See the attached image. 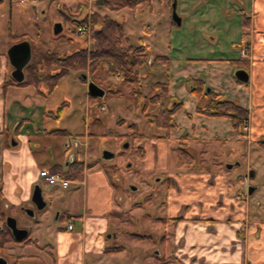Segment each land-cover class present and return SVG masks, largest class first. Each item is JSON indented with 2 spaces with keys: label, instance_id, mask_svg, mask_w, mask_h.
<instances>
[{
  "label": "rangeland",
  "instance_id": "1",
  "mask_svg": "<svg viewBox=\"0 0 264 264\" xmlns=\"http://www.w3.org/2000/svg\"><path fill=\"white\" fill-rule=\"evenodd\" d=\"M247 1L177 0L174 9V0H144L137 9L125 8L118 11L104 7L97 0H0V58L2 55L8 57V48L24 39L31 42L34 52L51 50L68 54L82 47H90L92 22L91 16H88L94 11L106 13L123 23L128 37L124 45L138 43L142 39L140 37L145 38L151 44V58L162 54L171 59H197L227 52L241 58L240 42H234V39L227 43L225 40L237 26L239 16L242 18L247 14ZM187 12H195L196 19L190 20ZM174 14L181 17V24L176 22ZM64 15L77 19L87 17L84 24H89L88 33H77L80 26L76 27ZM59 22L63 28L56 33L55 27ZM148 26L151 33L146 35L143 31ZM12 71L9 62L10 76ZM140 71L142 78L135 83L125 82L120 73H108L107 67L103 65L95 74L86 72L87 78H84V73L73 70L50 93L44 84L40 88L43 92L38 91V87L34 85L10 88L6 94L9 127H18L19 131L29 135L40 168L50 169L58 163L64 168L72 160L70 156L74 153V157L83 161L86 167L107 171L117 189L118 202L125 205V216L118 227L124 237V244L128 246L129 255L138 254L145 264L160 261L161 258L156 253L157 250L163 252L160 238L164 235L166 237L173 228L172 224L158 220V217H166L170 213L166 204L173 179L170 177L171 172L202 173L210 166L217 167L219 171L228 173L230 196L229 200L226 199L230 202L227 204L233 206L237 201L247 212L242 237L245 233L251 237L248 247L250 255L248 257L247 251L245 255L241 252L237 245L240 238L238 234L237 237L232 236L237 253L235 264H264V145L248 137L234 142L235 144L231 140L210 144L212 151H209L207 145L190 143L187 132L181 130L178 139L169 141L168 169L152 168L154 163L146 158L148 146H158L156 139H170L172 128L169 138L161 137L165 130L150 122L141 106L137 107L132 92L138 87L144 96L152 94L151 83L165 80L168 68L163 61L158 60L154 64L144 65ZM173 73L174 69H170V74ZM91 80L106 89L105 96L93 97L89 94L88 84ZM190 87L191 84L188 83L189 91ZM157 93L162 91L159 89ZM201 100L204 101L205 98ZM175 101L180 100L163 93L162 103L172 105ZM60 106L61 110L58 111ZM24 110L29 111V120H25L26 123L21 126V112ZM158 112L159 104L150 105L147 110L151 114ZM119 120H124V123H119ZM131 122L139 123L144 137L131 136ZM247 124L243 128L246 134ZM58 129H69L72 133H58ZM16 136L14 133L10 136V146H16L13 145V141L17 140ZM69 140L73 143L79 141L76 149L75 145L72 149H67ZM3 144L4 136L0 134V178L4 168L1 158ZM107 152L113 155L106 157ZM251 170L255 172L254 175H250ZM5 172L4 178L7 174ZM198 184L195 188L200 192L201 183ZM72 185L74 187L65 189L42 184L45 199L52 202L44 210L38 209L30 200L34 187L27 191L20 182V197L26 194L29 201L17 206L11 200H4L2 205L0 202L6 218L15 217L19 227L29 230L30 240L9 242L0 253L8 259L9 264H42L41 257H46L49 244L52 243L53 226L66 222L56 218V210L62 207H71L72 210L73 206L72 212L77 213L82 206L81 190L84 186L75 181ZM250 186L256 187L252 194L248 193ZM221 201H214V205L211 202L214 211L224 209ZM201 204L205 206L206 202L202 200ZM23 208L34 209V214L31 215ZM132 233H139L142 237L135 238ZM32 239L34 242L31 243ZM12 254L14 257H11ZM18 255L24 257L20 258Z\"/></svg>",
  "mask_w": 264,
  "mask_h": 264
},
{
  "label": "crops",
  "instance_id": "2",
  "mask_svg": "<svg viewBox=\"0 0 264 264\" xmlns=\"http://www.w3.org/2000/svg\"><path fill=\"white\" fill-rule=\"evenodd\" d=\"M245 5L247 14L242 18L239 16L237 26L234 31H230L225 42L238 40L241 45V54L242 48L248 46L247 55L242 54L241 57L246 60L247 65L232 63L231 59L239 58L231 52L197 59L173 58L165 64L168 68L167 73L170 74V69H174L175 72L170 74V94L178 98L182 106L174 114L178 125L172 128L171 138L156 139L158 146H154L155 144L148 146L146 158L152 164L154 163L152 168L168 169L169 141L178 139L182 133L181 130L187 132V139L190 143L207 145L208 148L210 144L230 142L229 140L235 144L234 142L248 137L260 144L264 142V0H248ZM187 16L194 21L197 14L187 12ZM143 33L150 34V27H146ZM216 37L219 36L216 35ZM144 41L149 46L151 45L148 41ZM150 51L152 52L151 46ZM9 62L8 57L2 55L0 58V134L2 135L3 130L10 128V136L13 133L17 135V144L14 147L3 144L2 147L4 151L1 158L4 168L0 178V202L2 205L4 200H11L16 202L17 206L29 201V198L26 199V194L20 197L19 182L26 187L27 191H30L37 183L46 184L41 182L39 177V171L43 168H40L34 155L29 135L19 131L17 127H9L7 122L6 94L10 88L26 87L15 84L4 87V81L10 76ZM238 68H245L249 71L250 80L248 82H243L235 76L234 72ZM188 77L201 79L216 92L248 107L250 109L248 134L234 131L232 121L227 117L198 113L196 109L200 101L189 91ZM41 87L40 85L37 90L43 92ZM28 112L25 110L21 112L23 120L20 123L21 126L26 123L25 120H29ZM189 114L192 118L188 116ZM17 117L20 118V115ZM67 130L69 131L67 135L72 133L69 129ZM78 144L79 141H75V146ZM75 146L76 149L77 146ZM209 151L212 150L209 148ZM214 151H217L216 148ZM74 156L72 153L70 156L72 160L67 162L64 170H67L69 164L77 159ZM58 165L62 164L58 163ZM4 171L7 173L6 178H4ZM227 174L219 171L215 166H210L202 173L171 172L170 177L173 179L168 195L169 200L166 204L170 213L166 217L158 218H166V224H172L173 228L166 235L165 240L163 236L160 238L163 252L156 251L159 254L157 257L161 258L160 261L164 257L167 264H235L236 246L233 245L231 237H237V234L240 237L237 245L244 255L247 251L249 257L248 247L251 237L247 233L242 237L247 212L237 201L233 206L227 204L230 202L228 201L230 188H228ZM73 181L84 186L81 190L82 206L78 208L77 213L72 212L73 206L72 210L71 207L59 209L62 217L56 216V218L66 222L63 225L53 226L52 243L49 244L46 257H41V263L145 264L138 254L129 255L128 246L124 244V237L118 227L125 216V205L123 202H118L117 189L112 184L107 171L90 169L85 165L84 177ZM198 183H201L200 192L195 188L199 186ZM72 187L74 185L67 188ZM74 192L77 191L74 190ZM202 200L206 202L205 206L201 204ZM212 201L213 205L214 201L217 203L221 201L224 209L219 212L214 211ZM1 211L5 213L2 208H0ZM181 212H183L182 215L179 214ZM179 216L180 220L173 223L171 219ZM70 224H73L72 228H69ZM238 227L240 228L237 229ZM132 234L135 238L142 237L139 233ZM32 242H34L33 239ZM160 261L155 263L159 264Z\"/></svg>",
  "mask_w": 264,
  "mask_h": 264
},
{
  "label": "trees",
  "instance_id": "3",
  "mask_svg": "<svg viewBox=\"0 0 264 264\" xmlns=\"http://www.w3.org/2000/svg\"><path fill=\"white\" fill-rule=\"evenodd\" d=\"M144 0H103L102 5L110 10H122L125 8L137 9ZM92 22V43L90 47H82L71 53H63L60 51H33V58L25 69V79L16 81L14 77L9 76L4 81V87L10 84L29 86L34 85L39 88L41 84L47 86L48 92H52L59 81L69 75L73 70L90 74H95L103 65L107 67L108 73H120L122 80L127 83H135L140 81L142 74L140 68L144 65L154 64L160 60L164 64H168L171 58L168 55L157 54L151 58L150 46L143 42L124 45V41L128 39L122 22L112 18L106 13L94 11L91 15ZM76 27L82 25L87 20L85 18H70ZM246 24H248L246 22ZM232 63H244V59H231ZM248 67V66H247ZM169 72L163 81L152 82V94L143 95L141 88L132 92L137 107L141 106L142 112L156 125L158 128L165 130V134L161 137L169 138L170 130L177 126L174 114L182 106L181 101H175L172 105L162 103L163 93L170 96V78ZM188 83L191 84L190 91L199 99L197 112L207 116H223L232 121L233 128L240 134H244V126L249 121L250 109L243 106L237 100H231L223 94L216 92L211 86L207 85L203 80L188 77ZM210 88V90H208ZM162 93H157V90ZM112 89H110L111 91ZM118 90V89H116ZM114 90V92H116ZM205 98L204 101L201 99ZM159 104V112L157 114L147 113L150 105ZM61 110V106L58 111ZM190 117L192 115L190 114ZM123 124L124 120H119ZM129 128L133 130L131 136L138 138L144 137V133L140 130L137 122H131ZM18 129V127H17ZM60 133H68L67 129L56 130ZM17 132V130H16ZM6 146H10V131L5 129L2 131ZM264 145V142L261 143ZM143 154V151H142ZM85 164L83 161L75 159L69 164L67 170L62 165H55L51 170L54 172H62L64 176L70 180H81L84 177ZM181 217L172 218V222L176 223ZM158 220L167 221L166 218H158ZM29 237V236H28ZM28 237L25 239H28ZM165 240V235L162 237ZM16 240L11 229L6 224V216L4 212H0V253H2L9 242ZM19 256V255H18ZM11 257H14L13 254ZM20 258L24 256H19ZM159 264H167V260L163 259Z\"/></svg>",
  "mask_w": 264,
  "mask_h": 264
},
{
  "label": "water",
  "instance_id": "4",
  "mask_svg": "<svg viewBox=\"0 0 264 264\" xmlns=\"http://www.w3.org/2000/svg\"><path fill=\"white\" fill-rule=\"evenodd\" d=\"M103 0H97L99 4L102 3ZM174 9H176L177 6V0H174L173 3ZM174 18L178 24H181L182 19L179 15L174 14ZM63 26L62 23L59 22L56 24L55 32L59 33L62 30ZM7 55L10 61V64L12 65L13 71H12V77L16 81H23L25 79V69L30 64L32 58H33V49L32 44L29 40H21L14 44H12L8 50ZM84 78H87V74H83ZM235 76L243 81L248 82L250 80V73L245 68H238L236 69ZM88 90L89 94L93 97H103L106 94V89L101 87L98 83L91 80L88 84ZM210 90V88L208 89ZM16 141H13V145H16ZM113 153L107 152L105 154L106 157L112 156ZM231 165H229L230 167ZM255 172L253 170L250 171V175H253ZM256 190V187L250 186L248 193L252 194ZM32 200L36 204V207L40 210H44L47 206V201L43 194V188L40 184H35L33 194H32ZM26 212L30 213L31 215L34 214V209L24 208ZM6 224L11 229L13 236L18 241L25 240L29 235V230L26 228H21L17 225V219L13 216H9L6 218ZM0 264H9V261L6 257L3 255H0ZM28 264V263H24Z\"/></svg>",
  "mask_w": 264,
  "mask_h": 264
},
{
  "label": "built area",
  "instance_id": "5",
  "mask_svg": "<svg viewBox=\"0 0 264 264\" xmlns=\"http://www.w3.org/2000/svg\"><path fill=\"white\" fill-rule=\"evenodd\" d=\"M25 1V0H22ZM90 18V15L88 16ZM88 23L80 25L79 32L77 33L87 34L88 33ZM248 53V46L242 48V54L246 56ZM75 143L69 141L66 145L67 149L73 147ZM77 146V145H76ZM39 177L41 181L49 186H62L64 188L70 187L73 184V180H70L64 176L62 172H54L48 168H43L39 171ZM73 224L69 225V228H72Z\"/></svg>",
  "mask_w": 264,
  "mask_h": 264
},
{
  "label": "flooded vegetation",
  "instance_id": "6",
  "mask_svg": "<svg viewBox=\"0 0 264 264\" xmlns=\"http://www.w3.org/2000/svg\"><path fill=\"white\" fill-rule=\"evenodd\" d=\"M255 174V173H254ZM253 174V175H254ZM33 194V193H32ZM30 200H32V195H31V198H30ZM33 201V200H32ZM46 201H47V206H46V208L45 209H47V208H49L51 205H52V202H51V204H50V202H49V200H47L46 199ZM33 203H34V201H33ZM35 204V203H34ZM36 205V204H35ZM24 209V208H23ZM35 211V210H34ZM56 216H61L62 217V215H61V213H60V210H56Z\"/></svg>",
  "mask_w": 264,
  "mask_h": 264
}]
</instances>
